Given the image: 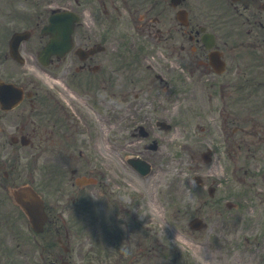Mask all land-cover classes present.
<instances>
[{"label":"flooded vegetation","instance_id":"obj_1","mask_svg":"<svg viewBox=\"0 0 264 264\" xmlns=\"http://www.w3.org/2000/svg\"><path fill=\"white\" fill-rule=\"evenodd\" d=\"M22 1L68 7L77 21L73 48L46 66L37 59L46 38L39 36L37 48L21 43L16 58L0 27V264H199L189 256L180 260L173 245L146 242L136 232L130 238L128 227L121 234L120 226L128 225L123 219L109 223L118 225L109 247L91 245L93 256L83 254L78 208L63 217L58 206L68 184L80 187L76 169L68 178L65 168L96 159L83 152L96 148L97 132H106L114 150L157 155L179 146L180 129L188 137L193 115L206 119L201 130H218L223 191L206 197L201 189L210 184L195 178L198 189L189 195L198 206L175 207L181 214L174 226L207 206L222 218L221 231L212 228L209 238L189 241L206 264H259L256 239L244 238L241 246L232 238L237 228L227 227L250 205L258 210L253 201L264 205V0H72L73 7L71 0ZM42 22L31 21L26 30L33 34ZM35 69L44 77L34 78ZM202 160V153L190 155L195 166ZM148 163L151 176L127 168L174 204L177 180ZM37 166L45 173L35 175ZM236 181L250 191L233 190ZM19 186L43 194L47 219L40 233L10 197ZM243 199L250 200L247 206ZM138 205L125 214H138ZM245 234L253 236L251 221Z\"/></svg>","mask_w":264,"mask_h":264},{"label":"rangeland","instance_id":"obj_2","mask_svg":"<svg viewBox=\"0 0 264 264\" xmlns=\"http://www.w3.org/2000/svg\"><path fill=\"white\" fill-rule=\"evenodd\" d=\"M3 1V0H2ZM18 8L20 11H29L32 13V8L31 7H26L22 5V2L20 5H18ZM0 9L5 10L4 6L1 4L0 0ZM35 10V9H34ZM44 10V8H42ZM36 10L33 12L34 18L37 19L36 16ZM32 14V15H33ZM47 13L45 12L42 16V18L46 17ZM24 24V23H23ZM21 26V25H19ZM17 27L16 25L12 23H8L3 29L2 32L7 34V32L11 28ZM29 44H32L33 46H37V41L35 39H31ZM34 76L35 78H38L41 74L40 72L35 69L34 70ZM205 119L200 118V120H192V126L193 131L197 132L196 127L199 128V132L196 138H193V136L190 134L189 131V137L186 138L187 134H183L182 130L180 129V134H179V143L184 147L182 150L173 149V150H168L165 151L164 149L161 148L159 153L157 155L154 154H149L145 156V159H147L150 163L153 164L154 168L153 171L156 168H161L162 174L171 180L172 177H175L178 180V186L177 191H178V196H180V199H185V202H191L190 195L186 194V192L190 189V191H193V187L191 185V182L189 183L188 181L191 180V176L193 174H196L194 171L196 170V167H200V165H192L190 163V158L189 156L192 154V148L189 145H192L195 141V148L198 150H204L205 148L208 147V145H213L210 140H213L215 142H218V130L216 128H211L210 132H207V130H203L202 132L200 131V127H205ZM204 132V133H203ZM211 135V137H209ZM191 140V141H189ZM109 142H107L104 139H99L98 144L96 145V148L93 149L92 151L85 152L88 153L90 156H96V159L92 162L93 164L89 166L86 170L82 169H77L76 176H81V175H86L88 176L90 174V171L93 170H99V172H93L92 176L94 179L99 181L97 186H87V192L90 191V195H93L94 198L98 197V202L103 206V210H100L101 213L107 212V204L111 207H114L115 209H119L115 205V203L112 201V197L114 196H119L121 202L126 204V202L129 200L131 194H135L140 187H145L146 191L143 189H140V193L144 196L145 198V203L143 204L145 213H146V218L148 217V227H147V233L146 234H141V237L144 238V236L151 238H161V240H164L165 238H174V235L171 234V232L167 229H164V226H166V222L169 223L170 221V213H167V217H164L161 213L163 210L166 208L164 207L163 204H161L158 199L162 196L156 197L147 187V183H137L134 180L137 179L134 174H130L129 169L123 164V156L126 155L123 151L119 150H114L110 148ZM207 146V147H206ZM20 169V167H19ZM21 171V170H20ZM199 173L204 175L205 173H209L212 175V178L216 180V182L219 181V176L222 174V170L219 166V162L217 161V158L215 161L206 166V171H204L202 168L198 170ZM37 173V172H36ZM69 175V174H67ZM152 175V172L150 173V176ZM90 177V175H89ZM125 180L127 182H131V185L133 189L129 190L127 189L124 184ZM167 180V179H164ZM115 182V183H113ZM135 186H137L135 188ZM115 190V193H112V191ZM104 193V197H101L99 194ZM62 203L66 204L68 206L66 212H65V217L68 215V213L71 212V204L69 200H64ZM192 203V202H191ZM153 208L157 209V212L155 213L154 211L149 212ZM163 220V221H161ZM219 220V219H218ZM84 221V220H83ZM109 220L103 216L100 217V224H106ZM88 223V221H86ZM89 224V223H88ZM219 226L221 227L220 223H218ZM215 230L218 229V226L214 227ZM105 231L99 228L97 229V226H94L92 223L88 226L86 230H83V237L82 239H88L89 244L93 245L94 247H97L101 249L100 245L98 243L95 244L94 238L98 239L99 236V242L101 244L106 245V237L104 236ZM199 235V234H198ZM206 234H202L200 236L201 239L205 238ZM95 244V245H94ZM187 244L192 245L191 242L187 241ZM264 244V243H263ZM87 246L83 248V254H85L87 250ZM263 246L260 245L257 248V251L260 256H264V251L262 250ZM192 253V252H191ZM101 255H105L106 252H100ZM89 256L91 253H89ZM264 263V259H262Z\"/></svg>","mask_w":264,"mask_h":264},{"label":"water","instance_id":"obj_3","mask_svg":"<svg viewBox=\"0 0 264 264\" xmlns=\"http://www.w3.org/2000/svg\"><path fill=\"white\" fill-rule=\"evenodd\" d=\"M58 40H60V41H63V39H61V38H58ZM66 42H67V39H66ZM63 49V46H58V50H62ZM30 215V217H33L32 215L33 214H29Z\"/></svg>","mask_w":264,"mask_h":264},{"label":"clouds","instance_id":"obj_4","mask_svg":"<svg viewBox=\"0 0 264 264\" xmlns=\"http://www.w3.org/2000/svg\"><path fill=\"white\" fill-rule=\"evenodd\" d=\"M199 264H206V258H202L199 262Z\"/></svg>","mask_w":264,"mask_h":264}]
</instances>
